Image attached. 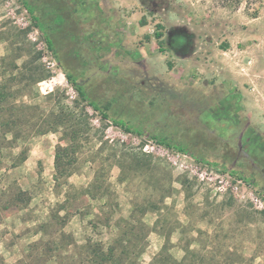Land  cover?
Masks as SVG:
<instances>
[{
	"label": "rangeland",
	"instance_id": "374dc122",
	"mask_svg": "<svg viewBox=\"0 0 264 264\" xmlns=\"http://www.w3.org/2000/svg\"><path fill=\"white\" fill-rule=\"evenodd\" d=\"M239 29L263 43L264 0H0V83L9 78L0 128L64 114L81 131L68 182L94 186L89 196L70 189L58 214L73 213L63 224L49 220L65 191L55 185V148L70 139L60 131L29 135L25 160L10 167L20 148L0 134V264H56L54 255L66 252L76 258L62 234L107 246L131 213L132 241L141 246L147 237L125 264H153L154 257L157 264H264V122L185 81V52L200 41L224 45ZM66 73L88 100L115 99L111 114L133 131L81 101ZM159 88L186 93L188 112L181 97L150 104L148 90ZM14 182L31 192L29 200L12 196ZM40 238L55 243L29 247Z\"/></svg>",
	"mask_w": 264,
	"mask_h": 264
},
{
	"label": "trees",
	"instance_id": "16d2710c",
	"mask_svg": "<svg viewBox=\"0 0 264 264\" xmlns=\"http://www.w3.org/2000/svg\"><path fill=\"white\" fill-rule=\"evenodd\" d=\"M39 7L40 4L38 3ZM33 20L37 21L38 17L33 16ZM160 33H155V38L157 39L159 51H162L161 45H160ZM46 45L49 49L53 50V40L50 37H47L46 39ZM66 78L69 80V82L74 86L78 97L81 101H87V94L84 88L81 85H78L75 81H73L72 76L68 73L65 74ZM39 81V80H34ZM9 78L5 77L2 79L0 83V93L5 94L8 87ZM48 95H51V93H48ZM148 95L152 97L150 104H153L154 100H159L162 102H168V99H171L175 103V100L178 97H181V99L184 100L183 103H185V109L187 108L189 100L187 99L188 95L185 93V97L178 95L177 93L170 91L165 88H159L157 90L151 89L148 90ZM182 100V101H183ZM115 99L107 100L106 102L100 104L98 102H94L91 100H88L87 105L92 107L93 110L98 112L100 117L105 120H112L113 124L115 126H118L122 128L126 132H132L133 128L131 125L125 120L124 118L120 117L119 114L112 115L111 112L113 111V102ZM27 106V105H26ZM28 107V106H27ZM188 112V109H186ZM188 114V113H187ZM61 120L55 121V122H48L43 121L39 124H36L34 126H29L24 129H13L12 127L8 126L6 123H3L0 128V134L4 136V139H6L7 134H11V138L9 140H6L8 144H10L12 147H19V151L16 154H12L10 157V167H14L16 165H19L23 160H25V157L27 155V152L29 150L27 142H25L23 139L27 138L29 135L34 134H45L47 132L53 131L58 132L60 131L63 133L66 137L70 139V143L66 146H61L60 144H57L55 148V155H54V180L55 185L57 187H65L64 191V198L62 202H58L56 206L59 208L56 210V213L53 211L50 212L49 220H56L58 219L60 223H65L68 219V217L73 213L70 211H65V213L62 216H59V211L66 208V204L68 203L69 193L68 191L70 189H75L78 194H83L84 196H89L91 192V188L93 189V185H86V186H79L75 187L72 184H69L68 178L71 173L75 172V162L77 161L76 157V148L77 145L75 144V141L78 137V134L81 132L79 128L75 127L73 124H70L67 120H65V115H61ZM200 125V123L198 124ZM18 133H23L24 136H20ZM157 137L160 136V134H156ZM22 141V142H20ZM167 146L169 144L164 143ZM180 148V147H178ZM11 194L13 197L18 199L19 203L25 202L30 199V191L22 189L17 182H14L11 186ZM17 203V202H16ZM15 204V202H14ZM103 207H106L107 204H103ZM75 211V210H74ZM134 213H131V215L123 219L124 221V230L120 237H117L114 242L108 244L107 246H104L100 242H95L91 239H87L84 243H77L75 240H73L71 235H64L62 234L61 238L63 241L61 242L63 246L67 245H73L77 250V257L71 256V254H67L65 256H60L59 254L54 255V259H56V264H125L127 263V258L130 256H137L139 255L144 247L146 237H147V231L144 232L142 239L140 238V241L142 242L141 246H138L136 242L132 241L130 235L132 233V230H134V225L132 224V221L134 220ZM106 219V218H105ZM106 222L104 221V224ZM138 229L143 232L148 229L146 224L140 220H137ZM42 227H48L47 223H44ZM44 229V228H43ZM44 233V230H41ZM128 237V238H126ZM66 241V242H65ZM40 243H43L46 245H52V243H55L53 240H46L44 241L42 238L38 240V242L32 243L29 245V247L38 246ZM34 248V247H33ZM118 249V250H117ZM118 252H117V251ZM167 246L166 244L162 247V252L166 253ZM68 251V250H67ZM162 254V253H161ZM166 256V254H165ZM167 257V256H166ZM62 260H65L63 263ZM46 261H44L42 264H45ZM153 264L158 263V258L154 257L152 260ZM179 263V262H178ZM129 264H133L129 262Z\"/></svg>",
	"mask_w": 264,
	"mask_h": 264
},
{
	"label": "crops",
	"instance_id": "0c3cea01",
	"mask_svg": "<svg viewBox=\"0 0 264 264\" xmlns=\"http://www.w3.org/2000/svg\"><path fill=\"white\" fill-rule=\"evenodd\" d=\"M225 37L224 45L200 41L185 52V81L213 90L236 112L264 122V41L254 42L248 29ZM153 42L150 37L149 45Z\"/></svg>",
	"mask_w": 264,
	"mask_h": 264
},
{
	"label": "flooded vegetation",
	"instance_id": "af4514ba",
	"mask_svg": "<svg viewBox=\"0 0 264 264\" xmlns=\"http://www.w3.org/2000/svg\"><path fill=\"white\" fill-rule=\"evenodd\" d=\"M227 121H229V119H227ZM231 128V127H230Z\"/></svg>",
	"mask_w": 264,
	"mask_h": 264
}]
</instances>
